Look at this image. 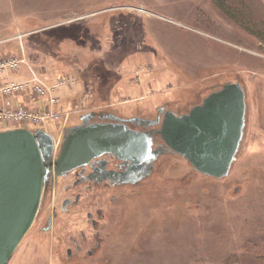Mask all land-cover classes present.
I'll use <instances>...</instances> for the list:
<instances>
[{"label": "rangeland", "instance_id": "rangeland-1", "mask_svg": "<svg viewBox=\"0 0 264 264\" xmlns=\"http://www.w3.org/2000/svg\"><path fill=\"white\" fill-rule=\"evenodd\" d=\"M0 40L23 61L10 77L47 87L44 97L10 100L40 120L0 121V132L41 130L53 160L90 115L144 120L162 144L165 113L186 115L229 83L246 95L227 177L205 176L164 150L147 180L82 191L71 213L59 212L65 196L56 191L8 264H77L57 258L63 233L86 235L81 264H264V0H0ZM88 213L103 241L91 257Z\"/></svg>", "mask_w": 264, "mask_h": 264}, {"label": "water", "instance_id": "water-1", "mask_svg": "<svg viewBox=\"0 0 264 264\" xmlns=\"http://www.w3.org/2000/svg\"><path fill=\"white\" fill-rule=\"evenodd\" d=\"M245 99L241 84L229 83L186 115L167 112L160 129L165 146L154 151L151 138L145 134L124 124L85 125L86 118L82 125L67 131L55 160L53 141L41 130L0 132V264H8L33 226L50 171L63 176L105 154L133 166L147 162L151 167L164 150H170L205 176L227 177L243 138ZM115 119L147 123L138 118Z\"/></svg>", "mask_w": 264, "mask_h": 264}, {"label": "flooded vegetation", "instance_id": "flooded-vegetation-1", "mask_svg": "<svg viewBox=\"0 0 264 264\" xmlns=\"http://www.w3.org/2000/svg\"><path fill=\"white\" fill-rule=\"evenodd\" d=\"M166 114L167 113L162 116L161 122H163ZM174 115L182 116L177 114ZM85 118V125H93L97 123L124 124L128 129L134 132L145 134L151 138L152 151L165 146L164 141L161 144V142H159L155 136V134L157 133L155 125L150 126L145 123H129L123 120L117 121L115 119L117 117L112 114H108L103 118L98 117L99 120H94V116L92 115ZM166 151L171 152L170 150ZM155 161L153 162V165L151 167L147 165V162H143L140 166H133V163L130 161H123L117 158L115 155L105 154L98 158H94L86 166L77 168L63 176L57 177L53 171H50L42 204L46 203L47 198L50 194H53L54 196L55 192L57 191L61 198L62 195L65 196L62 199L60 198L61 204L59 206V212L63 214L71 213L73 211H76V209H78V207L80 206V203L83 199L82 191L92 193L93 191H97L101 188L112 189L123 188L124 186L128 185L137 186L139 183L144 182L152 176ZM63 182L67 183L64 184ZM57 211L58 210H52L51 215H48V217L46 218V224L43 227L46 233L50 232L53 229L55 221L58 217L57 213H59ZM97 215L99 217H102V213L100 210L97 211ZM90 218L91 214L88 213V221L91 223L90 226L93 230L96 231L98 228V222L95 219L90 220ZM92 235V250H87V252H89L87 256L89 257L95 255V253L103 243L100 232L96 231V233ZM59 237L60 238L57 239V258L62 263H66L65 259H68L74 260L75 262H77V264H81L82 256H84L86 253V251H83V243H85L87 239L86 235L83 233H77V237H74L72 235L67 236L63 233V235H60ZM83 253L84 255H82Z\"/></svg>", "mask_w": 264, "mask_h": 264}, {"label": "built area", "instance_id": "built-area-1", "mask_svg": "<svg viewBox=\"0 0 264 264\" xmlns=\"http://www.w3.org/2000/svg\"><path fill=\"white\" fill-rule=\"evenodd\" d=\"M18 36L19 38L24 37V35ZM6 42L5 40H0V121L40 120V115L34 114L32 110L25 109L24 106L22 108L13 106L10 101L17 98L18 95H26L31 92L44 97L47 93V87L39 80H36L37 82L33 79L31 82H19L10 77L12 73L19 71L20 64L23 61L18 55H9L4 51Z\"/></svg>", "mask_w": 264, "mask_h": 264}, {"label": "bare ground", "instance_id": "bare-ground-1", "mask_svg": "<svg viewBox=\"0 0 264 264\" xmlns=\"http://www.w3.org/2000/svg\"><path fill=\"white\" fill-rule=\"evenodd\" d=\"M184 158V157H183Z\"/></svg>", "mask_w": 264, "mask_h": 264}]
</instances>
